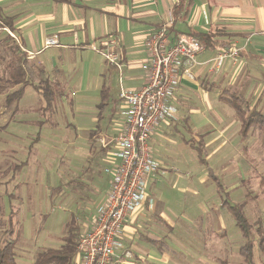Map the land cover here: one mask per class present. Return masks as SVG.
I'll use <instances>...</instances> for the list:
<instances>
[{
	"label": "crops",
	"instance_id": "1",
	"mask_svg": "<svg viewBox=\"0 0 264 264\" xmlns=\"http://www.w3.org/2000/svg\"><path fill=\"white\" fill-rule=\"evenodd\" d=\"M179 4L182 9L175 11ZM0 19L10 25L8 28L0 22V38L11 31L26 51L17 55L23 56L20 64L27 87L39 94L43 88L57 85L72 89L71 95L78 98L72 102L77 111H84L85 105L92 107L91 126H78L77 131L90 132L91 140L98 143L121 131L124 105L118 100L119 90L144 86L141 64L146 59V43L159 26L170 22L171 38L182 34L211 37V45H205L196 57L193 79L183 78L179 84L172 100V118L159 124L150 137L151 156L161 169L147 179L150 202L131 213L124 225L132 257L126 259L117 252L111 264H169L176 260L174 254L180 245L175 236L177 220L191 226L193 222L182 214L176 217L180 212L170 199L154 189L161 178L169 176L168 171L174 170L178 153H186L188 147L195 152L197 160L208 167L215 187L220 183L216 191L220 186L224 192L223 177L214 175L211 167L216 166L221 176L231 170L236 174L235 161L240 162L247 145L254 138H262L263 145L261 131L251 128L243 133L231 101L241 99L251 112L264 117V0H0ZM52 37H57V45L47 47L46 41ZM105 41L120 51L121 73L89 47H100ZM229 47L239 50L238 60H227L215 69L213 60L218 50ZM9 53L0 56V62H9L7 69L18 60L15 53ZM90 147L92 159L96 149ZM100 148L98 160L91 164L101 163L102 171L84 168L72 188L71 202L78 199L93 207L83 216L80 235L92 228L97 209L107 200L112 178L105 170L117 164L109 151ZM225 158L233 167L220 168ZM218 207L228 214L222 202ZM216 234L222 235L220 231Z\"/></svg>",
	"mask_w": 264,
	"mask_h": 264
},
{
	"label": "rangeland",
	"instance_id": "2",
	"mask_svg": "<svg viewBox=\"0 0 264 264\" xmlns=\"http://www.w3.org/2000/svg\"><path fill=\"white\" fill-rule=\"evenodd\" d=\"M14 47L21 53L8 33L1 36L0 56H10ZM8 63L0 62V87L4 88L0 91V236L11 230L4 238L14 245L16 264H32L42 250L59 248L69 230L78 239L83 216L93 207L78 199L71 202L73 184L79 171L87 167L102 171L104 165L91 164L98 160V141L91 140L90 132L77 131L78 126H91L92 107L77 111L72 102L78 98L71 95L72 89L58 85L44 91L45 96L26 87L19 101L6 106L5 95L13 91L5 89ZM254 139L240 162L235 161L236 174L231 170L221 176L216 166L211 167L214 175L223 177L224 192L216 191L220 183L215 187L208 167L189 147L186 153H178L169 176L161 178L154 191L170 199L180 212L176 217L182 214L193 222L191 226L177 220L175 236L180 245L176 260L169 264H246L238 253L246 240L218 207L223 200L242 207L254 244L253 260L264 264V147L262 138ZM90 146L96 149L92 159ZM220 164L221 169L233 167L227 158ZM218 231L222 235H215Z\"/></svg>",
	"mask_w": 264,
	"mask_h": 264
},
{
	"label": "built area",
	"instance_id": "3",
	"mask_svg": "<svg viewBox=\"0 0 264 264\" xmlns=\"http://www.w3.org/2000/svg\"><path fill=\"white\" fill-rule=\"evenodd\" d=\"M171 23L159 26L146 43V59L141 64L145 73V84L137 90L120 89L118 100L124 105L121 131L110 139H101L100 146L109 151L116 161L112 169L110 189L106 202L97 209L92 228L79 236L76 262L78 264H111L117 252L130 259V242L124 237L127 217L143 207L148 200L147 179L157 174L161 166L152 156L149 147L151 135L159 124L168 121L175 113L173 97L183 78L193 79L196 57L204 46L192 35L170 37ZM15 39L21 52L17 36ZM47 47L57 45V37L46 41ZM101 55L105 63L122 70V55L113 43L89 46ZM31 56V53H27ZM239 50L236 47L218 50L213 67L220 69L227 60L236 62ZM150 204V203H149Z\"/></svg>",
	"mask_w": 264,
	"mask_h": 264
},
{
	"label": "trees",
	"instance_id": "4",
	"mask_svg": "<svg viewBox=\"0 0 264 264\" xmlns=\"http://www.w3.org/2000/svg\"><path fill=\"white\" fill-rule=\"evenodd\" d=\"M182 9V7H181ZM180 4L175 7V11H180ZM173 16H176L173 12ZM0 22L6 27H10L6 19H0ZM0 27H2L0 25ZM191 35V34H190ZM199 40V42L205 47L212 43L211 37L208 35H192ZM11 49V48H10ZM12 52L19 54L17 48L11 49ZM23 56H18L17 63L12 64V66L7 70V80L5 85L9 91L16 87L15 90L8 92L5 95V104L6 106H12L17 101L22 98L24 89L29 85L28 81L25 78L24 70L20 64ZM4 88L0 87V91ZM41 94L45 96V92L48 89L43 88ZM233 108L235 109L238 118L241 119L242 131L243 133L247 132L249 129H257L264 133V117L256 112H251L248 105L241 99H233L231 101ZM264 146V141H263ZM264 180V179H263ZM219 191L223 192L219 186ZM222 207L226 209L230 217L233 219L236 227L239 228L242 237L246 240L245 245L241 248L240 254L244 258L246 264H255L253 262V242L250 241V228L246 224L244 211L239 205H228L224 200L222 201ZM12 234L11 230L2 232L0 236V264H16L15 255L13 252V243L8 242L4 237L8 234ZM72 230H69L68 235L63 237L62 244L59 248L56 249H44L41 252L37 253L32 264H75L76 254H77V242L78 239L73 237ZM80 236V235H79ZM6 241H5V240ZM263 240V239H262ZM264 242V241H263ZM261 244V241L259 242Z\"/></svg>",
	"mask_w": 264,
	"mask_h": 264
}]
</instances>
